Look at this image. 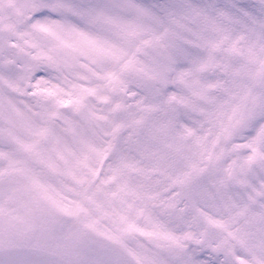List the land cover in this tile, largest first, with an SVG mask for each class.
<instances>
[{"label": "snow or ice", "instance_id": "obj_1", "mask_svg": "<svg viewBox=\"0 0 264 264\" xmlns=\"http://www.w3.org/2000/svg\"><path fill=\"white\" fill-rule=\"evenodd\" d=\"M0 264H264V0H0Z\"/></svg>", "mask_w": 264, "mask_h": 264}]
</instances>
